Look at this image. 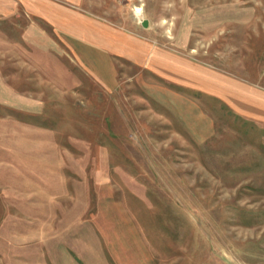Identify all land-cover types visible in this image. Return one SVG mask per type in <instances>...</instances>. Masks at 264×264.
Listing matches in <instances>:
<instances>
[{
    "label": "rangeland",
    "instance_id": "rangeland-1",
    "mask_svg": "<svg viewBox=\"0 0 264 264\" xmlns=\"http://www.w3.org/2000/svg\"><path fill=\"white\" fill-rule=\"evenodd\" d=\"M54 2L264 93V0ZM17 21L0 20V264H264V110L124 60L95 76L50 25L54 49L21 60Z\"/></svg>",
    "mask_w": 264,
    "mask_h": 264
},
{
    "label": "crops",
    "instance_id": "crops-1",
    "mask_svg": "<svg viewBox=\"0 0 264 264\" xmlns=\"http://www.w3.org/2000/svg\"><path fill=\"white\" fill-rule=\"evenodd\" d=\"M12 18L24 22L14 29L20 33V39L12 42L16 49L29 50V55L25 54L26 58L21 60H37L33 57L36 50L54 49V39L46 27L50 25L61 35L64 46L80 65L86 66L95 76L104 73L115 78V61L124 60L149 70L164 81L216 96L232 108L237 106L234 108L237 112L246 108L247 113L254 112L257 118L256 114L264 110V93L258 89L235 78L231 81L230 76L220 71L79 9L55 4L54 0H0V20ZM98 78L103 79L101 75Z\"/></svg>",
    "mask_w": 264,
    "mask_h": 264
},
{
    "label": "water",
    "instance_id": "water-1",
    "mask_svg": "<svg viewBox=\"0 0 264 264\" xmlns=\"http://www.w3.org/2000/svg\"><path fill=\"white\" fill-rule=\"evenodd\" d=\"M143 26H144V27H146V26H147V22H146V21L143 23Z\"/></svg>",
    "mask_w": 264,
    "mask_h": 264
}]
</instances>
